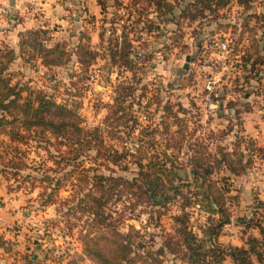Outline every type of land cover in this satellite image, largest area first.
Here are the masks:
<instances>
[{"label": "rangeland", "instance_id": "374dc122", "mask_svg": "<svg viewBox=\"0 0 264 264\" xmlns=\"http://www.w3.org/2000/svg\"><path fill=\"white\" fill-rule=\"evenodd\" d=\"M20 1L30 10L32 27L46 28L51 37L49 42H63L70 56L64 63L50 67L39 60L32 64L17 58L11 67L19 69L23 80L30 85L52 92L57 101L77 106L83 125L103 127L106 103H112L116 85L132 80L140 101L138 110V104H133L140 126L158 124L161 117L170 121L162 108L167 103L186 119L193 136L208 143L212 151L217 145L231 148L240 137L252 138L264 148V63H254L253 57L244 61L242 56L247 55L252 29H256V37L262 29L264 0H251L248 9L237 0H228L220 8L213 4L212 11L199 0H167L172 4L169 12H163L162 8L157 11L153 4L146 7L145 3L139 12L140 2L136 9L132 0H52L49 14H45L42 5L41 9H33L42 0H34V5H29L28 0ZM0 7L4 8L0 10L1 29L9 28L24 16L21 12L22 16L13 18L14 11L9 10L11 6L7 2L0 1ZM191 13L195 17L191 18ZM123 30L132 39L130 56L136 62L135 74L113 62L107 49L115 41L120 43ZM7 38L0 37V44H12L11 37ZM79 42L89 44L96 51V58L87 70L77 61ZM208 82L210 88L206 87ZM214 99L220 104L211 110ZM171 128L174 130L176 126ZM103 129L105 140L119 145ZM138 130L136 127L134 134ZM153 135L159 141L163 139L160 133L148 136ZM33 149L30 158L39 161L37 152L44 157L43 150ZM181 150L179 156L184 160L186 146ZM255 153L254 162L245 173L233 175L225 169L218 173L227 178L225 206L229 221L222 224L215 241L247 247L249 236H256L263 240L259 246L263 258L257 261L252 255L253 261L264 264V234L260 235L257 227L240 222V219H252L264 225V153ZM26 161L33 163L31 159ZM136 171V164L129 161L128 170L117 173L131 176ZM189 171L186 166L183 177L190 179ZM17 178L18 181L0 170V236L10 240L4 247L0 244V264L34 261L65 264L68 254L82 250L79 230L85 216L81 212H68L64 203L40 204L37 196L40 185L30 190L29 182L18 184L21 178ZM69 193V186H65L58 195L63 198ZM151 198L150 203L142 204L149 212H139L141 204L133 212L120 203L117 206L126 216L121 230L132 224L143 233V240L156 248L173 232L172 214L179 210L181 201L176 197L159 208L161 195ZM259 203L262 207L257 206ZM190 209L193 229L200 232L198 228L208 224L207 213L198 207ZM171 256L166 257L171 259ZM218 264L233 263L226 256Z\"/></svg>", "mask_w": 264, "mask_h": 264}, {"label": "trees", "instance_id": "16d2710c", "mask_svg": "<svg viewBox=\"0 0 264 264\" xmlns=\"http://www.w3.org/2000/svg\"><path fill=\"white\" fill-rule=\"evenodd\" d=\"M199 1L212 11L228 0ZM138 2L139 12L144 3L146 7L153 4L157 11L172 9L167 0H132L131 4L137 9ZM237 2L245 9L251 6V0ZM195 15L191 13L190 17ZM255 33L256 29H252L243 60L253 57L254 63H264V19L259 36ZM99 36L102 39V33ZM120 36V43L115 41L107 49L113 62L135 74L136 62L130 56L132 39L124 30ZM50 39L46 28L27 27L18 30L15 44H0V170L17 181L20 177L18 184L29 182L30 190L40 185V204L64 203L68 212L85 216L79 230L82 250L68 254L65 264H218L226 256L233 264H256L252 255L260 261L263 257L259 246L263 240L256 236H249L247 247L223 245L215 240L222 224L229 221L225 206L227 178L218 173L222 169L233 175L245 173L254 162L255 152L264 153V148L252 138L240 137L231 148L217 145L212 151L208 143L193 136L186 119L167 103L162 108L170 121L161 117L158 124L140 126L133 108L137 103L138 110L140 101L132 80L116 85L112 103H106L103 127L83 125L77 106L57 101L52 92L30 85L19 69L11 67L17 58L32 64L39 60L47 67L67 61L70 54L64 43H50ZM76 54L83 70L96 58V51L85 42L77 44ZM171 125L176 128L171 130ZM136 127L139 130L134 134ZM103 128L119 145L105 140ZM156 133L163 135L161 141L148 136ZM184 146L182 160L179 153ZM32 148L43 150L44 157L37 152L39 161L30 158ZM129 161L136 164V174L117 173L127 171ZM186 166L190 179L183 177ZM65 186H69L70 193L60 198L58 192ZM158 195L162 197L159 208L176 197L181 202L179 210L172 214L173 232L158 247L151 248L139 228L128 224V229L121 230L126 216L117 205L133 212L141 204L138 211L149 212L142 204ZM260 204L257 206L262 207ZM196 207L207 213L208 224L199 227L200 232L190 222V208ZM159 208L156 211L161 214ZM257 221L240 219L245 226L257 227L263 235L264 225ZM6 242L10 240L0 236L3 247ZM168 254L171 259L166 257Z\"/></svg>", "mask_w": 264, "mask_h": 264}, {"label": "crops", "instance_id": "0c3cea01", "mask_svg": "<svg viewBox=\"0 0 264 264\" xmlns=\"http://www.w3.org/2000/svg\"><path fill=\"white\" fill-rule=\"evenodd\" d=\"M1 2H7L9 3V10L14 11L13 14V18H18V16H22L21 12H24V18L22 17L21 20L15 21L13 23L10 24L9 28H5V29H1L0 27V37L5 38L6 40L8 39L7 37H11V42L12 44H15L16 40H17V32L20 29L23 28H27V27H32L33 25V17L30 14V10H28L24 5V3H21L20 0H0ZM49 2L52 3V0H42L39 1V4L37 7H34L33 9H41V5L44 6L43 10L46 12L45 14H49L50 11H48V6H49ZM34 5V4H31ZM58 7V5H57ZM76 7V5H75ZM11 8V9H10ZM46 8V9H44ZM18 15V16H17ZM35 19V18H34ZM2 24V23H1ZM4 24V23H3ZM3 26V25H2ZM4 31H7L6 33H4ZM8 33H10L11 35H9Z\"/></svg>", "mask_w": 264, "mask_h": 264}, {"label": "built area", "instance_id": "2783aa9c", "mask_svg": "<svg viewBox=\"0 0 264 264\" xmlns=\"http://www.w3.org/2000/svg\"><path fill=\"white\" fill-rule=\"evenodd\" d=\"M27 2L29 3V5L34 4V0H28ZM2 8L0 7V10L1 11L4 10V8L3 9ZM206 87L207 88H210L211 87L210 82L207 83ZM214 100L215 101H211V105H210L211 106L210 107L211 110H214V108H216V106H218L220 104L219 101H218V99H214Z\"/></svg>", "mask_w": 264, "mask_h": 264}]
</instances>
